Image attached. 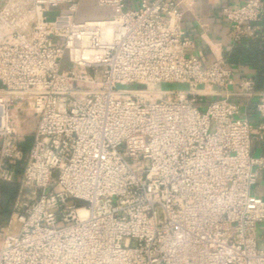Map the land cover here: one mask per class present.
<instances>
[{"label":"built area","instance_id":"1","mask_svg":"<svg viewBox=\"0 0 264 264\" xmlns=\"http://www.w3.org/2000/svg\"><path fill=\"white\" fill-rule=\"evenodd\" d=\"M80 2L0 8V181L24 161L0 264H264V90L191 53L195 0H96L101 19ZM221 13L238 41L263 0ZM234 95L257 98L259 124Z\"/></svg>","mask_w":264,"mask_h":264},{"label":"crops","instance_id":"2","mask_svg":"<svg viewBox=\"0 0 264 264\" xmlns=\"http://www.w3.org/2000/svg\"><path fill=\"white\" fill-rule=\"evenodd\" d=\"M243 1L195 0L194 10L186 12L182 18V30L184 37L193 43L191 53L199 57L203 65L221 58L233 70L235 79H253L256 90L260 92L264 90V16L260 22L250 25L253 28L250 34L235 41L233 31L221 13L222 8L242 4ZM139 2L131 0L129 6L137 7ZM110 14L111 10L98 7L96 0L80 2V19H101ZM231 91L236 92V87H231ZM230 99L239 106L241 117L255 125L260 123L255 111L257 98L248 102L244 97L234 95ZM253 153L264 155V145L255 144ZM254 194L264 199V171L258 177Z\"/></svg>","mask_w":264,"mask_h":264},{"label":"trees","instance_id":"3","mask_svg":"<svg viewBox=\"0 0 264 264\" xmlns=\"http://www.w3.org/2000/svg\"><path fill=\"white\" fill-rule=\"evenodd\" d=\"M31 143V138H25L20 144L22 151L25 153ZM18 164V163H17ZM16 164V166H17ZM15 166V179L12 182L0 181V222L6 220L11 212L12 203L18 193L19 182L16 178L18 168Z\"/></svg>","mask_w":264,"mask_h":264},{"label":"rangeland","instance_id":"4","mask_svg":"<svg viewBox=\"0 0 264 264\" xmlns=\"http://www.w3.org/2000/svg\"><path fill=\"white\" fill-rule=\"evenodd\" d=\"M9 0H0V8L6 6L8 4ZM83 14H86V13H83ZM86 16V15H85ZM87 17V16H86ZM62 69H67V56L65 55L64 56V60H63V64H62ZM129 88H132L134 87L133 85H130V86H127ZM161 88L166 90V89H175V88H185V85H176V84H162L161 85ZM200 106H202V108L205 107V103H199ZM35 125H36V120L34 118H26L24 123L21 125V130H22V133L24 134V136L26 138H31V135L34 131V128H35ZM16 166V165H15ZM23 167H24V161H20L18 162L16 168H18V174L16 176L17 180H19L21 178V175H22V172H23ZM6 220H2L0 222V224H3ZM14 226L16 227L17 225L14 224ZM260 228H263V226H260Z\"/></svg>","mask_w":264,"mask_h":264},{"label":"water","instance_id":"5","mask_svg":"<svg viewBox=\"0 0 264 264\" xmlns=\"http://www.w3.org/2000/svg\"><path fill=\"white\" fill-rule=\"evenodd\" d=\"M57 12H50V13H47L46 15H56Z\"/></svg>","mask_w":264,"mask_h":264}]
</instances>
